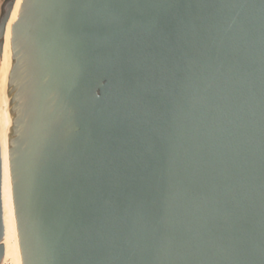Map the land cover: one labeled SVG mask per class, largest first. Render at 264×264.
Here are the masks:
<instances>
[{
  "label": "water",
  "instance_id": "1",
  "mask_svg": "<svg viewBox=\"0 0 264 264\" xmlns=\"http://www.w3.org/2000/svg\"><path fill=\"white\" fill-rule=\"evenodd\" d=\"M18 264H264V0H0Z\"/></svg>",
  "mask_w": 264,
  "mask_h": 264
},
{
  "label": "bare ground",
  "instance_id": "2",
  "mask_svg": "<svg viewBox=\"0 0 264 264\" xmlns=\"http://www.w3.org/2000/svg\"><path fill=\"white\" fill-rule=\"evenodd\" d=\"M7 53L4 50L2 62L0 63V142L2 147L5 143V132L8 124V118L6 113V100H5V77L7 71ZM3 205H4V221L6 227L5 235V261L4 264H18L17 251L15 242L13 239V230L10 218L9 203H8V191L7 187H3Z\"/></svg>",
  "mask_w": 264,
  "mask_h": 264
}]
</instances>
